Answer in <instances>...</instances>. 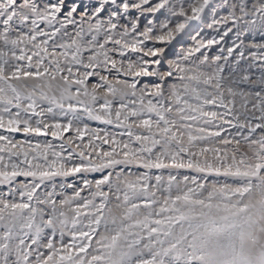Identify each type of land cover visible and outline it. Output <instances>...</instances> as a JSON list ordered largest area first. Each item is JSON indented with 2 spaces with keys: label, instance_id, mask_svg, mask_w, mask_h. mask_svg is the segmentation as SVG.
<instances>
[{
  "label": "snow or ice",
  "instance_id": "snow-or-ice-1",
  "mask_svg": "<svg viewBox=\"0 0 264 264\" xmlns=\"http://www.w3.org/2000/svg\"><path fill=\"white\" fill-rule=\"evenodd\" d=\"M0 186V264H264V0H0Z\"/></svg>",
  "mask_w": 264,
  "mask_h": 264
},
{
  "label": "rangeland",
  "instance_id": "rangeland-1",
  "mask_svg": "<svg viewBox=\"0 0 264 264\" xmlns=\"http://www.w3.org/2000/svg\"><path fill=\"white\" fill-rule=\"evenodd\" d=\"M43 2H47V0H43ZM53 2H55V0H53ZM78 3L80 5H84L86 6L89 10L93 9L96 7L97 5V2L98 0H66V4L67 5H71L72 3ZM211 2L213 4H219L220 0H211ZM211 6V5H210ZM81 11L83 9H80ZM67 11V9H65V12ZM218 17L219 16H222V15H225L226 13L223 11V10H220L218 9ZM205 16L208 17V22H210V15H209V12H208V9L206 8L205 9V13H204ZM106 18V17H104ZM79 16L77 15L76 16V20L79 21ZM193 23H198V22H193ZM41 27H44V25H41ZM85 28H87V23H85ZM192 28V25L190 24L189 25V28L185 29V32L184 33H180L176 36V39L173 40L170 44L167 45L166 47V52L168 53V55L170 56V58H175V55L174 54H179L181 52V49H187L189 47H194V41L191 39V36L192 35H195V32H190L189 30ZM69 32H72V26L70 25L69 28H68ZM196 31H199V29H196ZM188 33V34H186ZM212 35H216V32L211 30V29H207L206 27L204 28V31L201 32V37H210ZM231 38L232 37V34L230 33L229 34V37H226V41L227 43L230 45L231 43ZM257 39H259V37L257 36L256 37ZM199 39V37H198ZM247 42V41H246ZM111 46V45H109ZM158 46H163V45H158ZM220 46H225L224 44H221ZM218 47V46H214L213 47V50H215V48ZM132 58L135 59L136 58V54H131ZM117 59H119V57H117ZM93 80V82H95L94 78H90ZM90 124V127L92 128H101V129H104V128H109L110 130L112 131H120V129H115L113 128L112 126H107V125H104L102 123H100L99 121H90L89 122ZM26 137L24 136L23 133H17L15 134V139L17 140H24ZM37 139L39 140H52L51 137H38ZM54 143H59V141H53ZM0 191H6V186H0Z\"/></svg>",
  "mask_w": 264,
  "mask_h": 264
}]
</instances>
